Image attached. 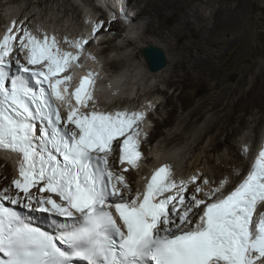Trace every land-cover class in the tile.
Wrapping results in <instances>:
<instances>
[{"label": "snow or ice", "instance_id": "snow-or-ice-1", "mask_svg": "<svg viewBox=\"0 0 264 264\" xmlns=\"http://www.w3.org/2000/svg\"><path fill=\"white\" fill-rule=\"evenodd\" d=\"M102 27L93 23L91 35ZM63 43L76 51L16 20L0 36V150L18 161V176L0 189V264H264V212L256 216L264 204V145L226 194L228 178L205 191L196 175L178 182L167 163L133 194L109 156L118 146L120 164L137 168L145 113L97 110L90 70L69 92L89 39ZM189 184L196 185L190 196ZM19 209L43 214L52 230Z\"/></svg>", "mask_w": 264, "mask_h": 264}, {"label": "bare ground", "instance_id": "bare-ground-1", "mask_svg": "<svg viewBox=\"0 0 264 264\" xmlns=\"http://www.w3.org/2000/svg\"><path fill=\"white\" fill-rule=\"evenodd\" d=\"M39 1L41 3L45 2V0ZM63 1L67 6H70L69 10L72 9L73 13L77 12L76 9L78 5L75 4L76 1ZM133 1H135L133 4L129 2L128 5L130 7L131 3L136 9V12L132 13V8H130V11L125 13L128 17V19H126L127 23H123L117 18L115 20H109L106 17L108 12H104L97 16L96 14L98 11L92 13L93 11L91 12V9H85L86 7H84V16L91 28L84 30L81 34L77 33L71 40L88 38L89 43L85 46L83 53L87 52L91 55L94 54V52L99 55L103 53L106 54L105 52L107 50L110 51L109 47L121 52L123 50L121 48L125 45V42L126 46L135 43V47L141 49L144 46H148L147 44L150 43L160 44L156 37L161 40L168 39V34L165 33L163 27L171 17H174L175 25L168 31L170 34L177 36L178 41L182 38H187L185 35V30L187 29L191 31L192 37L199 33L203 35V39L199 38L197 42L193 41V43L188 39L189 41L187 40V42H183L182 45L180 44L181 47L178 43H175V54L172 57L167 54L166 66L155 72L149 71L146 65L144 66L142 63V68L150 73L149 80L157 78V82L166 84L167 86H175L174 91L179 90L176 100H174L173 93L166 96V90L159 86H154L153 89H149L144 94L148 96V100H153L157 94L164 95V99L154 100L157 110H159L160 106L166 109V105H172L173 110L176 108L186 109L191 106L188 113L184 115L186 122L181 132L163 134V138L158 141L157 145L152 144L148 148V152H144V159L138 163L137 168H131L126 163L121 165L118 159L117 149L115 154L111 153L114 157L110 154L109 164L113 171L125 176L127 182L132 187L133 194H135L137 190L142 192L146 178L150 177L155 168L165 163L171 166L174 178L178 182L180 180H188L189 177L196 175L198 177L197 185L203 187L205 191H210L212 188L218 187L222 180L228 178L230 183L225 186L226 194L227 191L235 187L239 179H242L243 176L246 175L252 160L258 154L260 147L264 145V128L261 129L262 118L259 116V109L264 107V62L259 63L254 61L239 68L240 62H246L247 58H243L242 53L237 52L232 61V65L223 68L222 74L218 75L219 68L216 71L217 67L214 66V53L223 47L226 38L224 40L214 39L212 37L215 33L211 32L218 33L230 29L233 30L232 32L237 36H244L245 34L241 1ZM91 2L93 3V0ZM202 4L208 5L211 8V18L209 21H206V17L199 12V7ZM189 5H192L193 8ZM112 6L113 5H107V8L111 9ZM114 7L112 9H114ZM117 7L115 9H117ZM98 8L100 10V7L97 6V9ZM107 8L105 11H109ZM27 10H29L28 7L24 9L17 18L16 21L18 24L22 23L24 27H27L33 34L38 36H42L44 33L50 36L54 35L56 39L60 41V46L62 48L72 52L76 51V49L64 44L63 38L60 37L57 32L50 30V27L44 25L40 26L38 22H34L35 24L29 23V20H32L31 18H33L36 13H30L29 11L26 15ZM112 11L110 13H112ZM76 16L78 18L80 12ZM191 16L194 18L193 21L191 20ZM14 18L15 14L14 17L6 18L7 20L5 19V25H1L4 27L2 29L0 27V36L4 34L10 23L15 20ZM141 18L147 19L145 36L142 37L139 42H136L133 41V36L125 32L124 39L121 42L122 46L118 44L116 47L113 44L114 41L119 40L124 30L132 28L134 22L138 23L137 20ZM2 22H0V24H3ZM99 22H103V27L95 36H92L91 31L93 23ZM104 30H106L107 33L104 34L105 37H102ZM147 36H154L155 39ZM227 40L229 43L231 42L229 37H227ZM105 43L112 44L105 46ZM96 44L100 45L101 49H97ZM216 46H218V48ZM242 46L246 48L247 42L245 41ZM215 47L217 49H215ZM192 48H194V54L193 57H189V54L192 53L189 51H191ZM23 59L20 60L22 61ZM120 60L114 58L111 62H108V64L105 62V64L109 70L117 72V69L120 68V63L124 59ZM81 61L84 62L85 65L91 64V67H95L94 61L91 60L90 56H88V58H82ZM136 69L137 70L134 69L135 71L129 74L125 73L129 71L128 69L124 71V73L120 72L122 71L121 69L119 70V74L116 73L114 76L112 75L113 77L110 75V77L103 82L96 78L93 90L95 100L94 107L97 110L110 112H115L117 110H127L129 112L143 111L146 115V113H148L147 108L150 106L151 102L149 104L145 99L140 102L142 97L140 86L137 88V93H135L134 97L131 96L132 93L130 92L133 87H130L131 89L128 87L130 82L132 83L133 80L136 82L137 76H140L139 74L141 71H138V67ZM238 70L241 73L240 76L236 75ZM82 71V68H75V66H72L71 75L74 79H77ZM99 72L101 73V71ZM231 79L235 80V86L227 84L226 81ZM117 91L120 94H115L114 105L117 104L118 107L114 109L107 108L108 110H106V97L108 99L112 98L111 95ZM202 91L205 92V94L197 98V95ZM125 94L127 95L125 96ZM136 104L137 106H134ZM62 105L65 110L64 114H66V108L63 103ZM91 106L93 105H90V107ZM173 110L170 109L166 112L167 117L164 121L165 125L171 121ZM207 114H209V116H207ZM144 121L145 120L138 124L141 133L138 139L141 141L142 149L146 148V142L156 133L152 132L151 129L150 137H147L146 131L148 127L144 125ZM204 121L205 125H201L200 134L192 139L191 130L193 128L191 127ZM162 125L163 124L159 121H155V126L157 128ZM243 145H247V152L241 151ZM222 146L225 148V151H222ZM125 167L128 168L127 172H123V168ZM234 170H241V175L235 177L233 175ZM17 176L18 172L15 162L11 160L9 153L0 150V189L10 186L12 179ZM205 179L209 181L208 185H204L203 181ZM195 186L196 185L189 184V196L195 192ZM197 196L198 198H203V194H197ZM262 212H264V204L260 205L257 215L259 216ZM29 216L34 223L42 221L44 217L43 214L37 213H30Z\"/></svg>", "mask_w": 264, "mask_h": 264}, {"label": "rangeland", "instance_id": "rangeland-1", "mask_svg": "<svg viewBox=\"0 0 264 264\" xmlns=\"http://www.w3.org/2000/svg\"><path fill=\"white\" fill-rule=\"evenodd\" d=\"M72 1H74V2L76 1L75 4L78 5V7L76 9L77 12H75V13H73L72 9L69 10L70 6H67V4H65L63 0H49V1L45 0V2H43V3H41L39 0H0V2H1L0 3V22L3 21L2 22L3 24H0V27L2 29L4 26H1V25H5L4 21L6 22V20L8 18L14 17V14H15L14 19L17 20V18L22 13V11H24V9H26L28 7L29 10H27L26 15L28 14L29 11H30V13H36L33 16V18H31L32 20H29V23L35 24L34 22H38V24L40 26L44 25V26L50 27L51 28L50 30L57 32L59 34V36L63 38V40L65 37H67L69 40H71V38L73 36H75L77 33L81 34V32H83L84 30H86V29L88 30L89 28H91V26L89 25V22L87 21V19L84 16L85 15L84 7H86L85 9H88V8H89V10L91 9V12L93 11L92 13H96V11H98L96 14L97 16H99V14H103L107 8L106 7L104 9V7H103V9L100 8V10H99V8L97 9V6L91 2L92 0H72ZM103 1L107 2V5H113L112 8L114 6H116V4L118 6V7L116 6L117 9H115L116 7H114V9L107 8L109 10V11H106V12H108L109 20H115L117 18L120 21H122L123 23H127L126 19H124L122 16L121 9L122 8L124 9L123 15H125V13L130 11L129 10L130 8H132V13L136 12V9L132 5L135 2L133 0L132 1H130V0H128V1L127 0H116V1L115 0H103ZM212 1H220V0H212ZM240 1H241L242 17L244 20V32H245L244 36H240V35L237 36L232 32L233 30H230V29H227L226 31H221L218 33L213 32V31L211 32V33H215V34H213V37H212L214 39H220V40L223 39L224 40L226 38V42L223 44V47L221 49H219L218 51H215V53H214V55H215L214 66L217 67L216 71L219 68L218 73H217L218 75L222 74V72L224 70L223 68H227L229 65H232V61L234 60L237 52H241L243 55V58L244 57L247 58L246 62L245 61L240 62L239 68H242L246 64H248L250 62H254V61L255 62L257 61L259 63L264 62V0H240ZM129 2L132 3V4L130 3V7L128 5ZM189 6L192 7V5H189ZM199 8H200L199 12L203 16L206 17V21H209L211 18V15H210L211 14V8L205 4H202ZM110 10L111 11L113 10L112 13H110L111 12ZM79 12H80V16L77 18L76 15ZM6 15H7V17H6ZM191 20L192 21L194 20V18L192 16H191ZM137 22L138 23L134 22L132 28H128V30L125 29L119 40L114 41L113 44L116 47L118 44H121L120 46H122L121 42L124 39V35H125L124 33L125 32L129 33L131 36H133L134 37L133 41H136V42H139L141 40V38L145 36L147 19L141 18L140 20H137ZM174 25H175L174 17L169 18V21L163 27L165 33L168 34V39L167 40H161L158 37H156L159 40L160 44H154V45L161 46V48H163V50L165 51V54L166 55L169 54L170 57H172L175 54V49H174L175 43H178V45H180V44L182 45L183 42L184 43L187 42L188 39L190 41H192V43H193V41L197 42L199 38L203 39V35H200L199 33L195 34V36L192 37L191 31L187 29V30H185V35L187 36V38H182L181 40L178 41L177 36H174L173 34H170V32H169L170 29ZM104 29H105V26H104ZM131 30H134V31H131ZM105 33H107L106 30H104L102 37H105V35H104ZM235 36H237V37H235ZM147 37H151V36H147ZM227 37L230 38V40H231L230 43L228 42ZM151 38L155 39L154 36H152ZM202 39H201V41H202ZM245 41L247 42L246 48H244V46H242L243 43H245ZM108 44H112V43H108ZM108 44L105 43L104 45L107 46ZM150 44H153V43H150ZM136 45H137V43H136ZM147 45H149V44H147ZM181 45H180V47H181ZM120 46H118V47H120ZM96 47H97V49H101L100 45L96 44ZM216 47L218 48V46H216ZM216 47H215V49H217ZM109 49H110V51L107 50L105 52L106 54L103 53V54L99 55L98 53H95V52H94V54H92L93 56L95 55V57H94V58H96L95 60H97L99 62V64L94 62L95 67H93V69L96 71V73H99L97 75L98 76L100 75L99 77H100V79H102V81H105L107 78L110 77V75L114 76L116 73H118V74L120 72L124 73V71H126L127 69L129 71L125 72L126 74L127 73L129 74V73L137 70L136 69L137 67H138V71H141L139 74L140 76H137V81L135 82L133 80L134 83L130 82V84H128V87L129 88L133 87L132 89L130 88L131 89L130 92L132 93L131 96L134 97L135 93H137V88L140 86L141 87L140 93L142 95L140 102L144 101V99H145V101H148L149 104L151 102V104H150L151 108H150V106L147 108L148 113H146V115L144 116V119H143V120H145L144 125H146L148 127L147 128L148 130L146 132L149 133V137H150V130L151 129H152V132H156L152 138H149V140L146 142V148L143 149L144 152H146V151L148 152V148L152 144L157 145L158 141L163 138V134H169L172 132H181V129L183 128V126L185 125V122H186L184 115L186 113H188L191 106L187 107L186 109L176 108L173 110L172 105H166V109L165 108L163 109L162 106H160L159 110H157L156 104L154 103V100H157V99L162 100V98L164 99V95L163 94H157V96H155V98L153 97L154 98L153 100L152 99L148 100L147 99L148 96L144 95V94L149 89H153L154 86L155 87L159 86L160 88L166 90V96L173 93L174 94L173 95L174 100H176V96H177L179 90L174 91L175 86H167L166 84H162V83L157 82V78L149 80L150 73L147 70H144L142 68L143 64H144V66L146 65V68H147V62L144 58L143 53L141 52V49L135 47V43L126 46V42H125V45H123V47L121 48V49H123L121 52L118 50H114V48H112V47H109ZM193 50H194V48H192V50L189 51L190 53L192 52L191 54L187 53L190 55L189 57H193V54H194ZM114 58L117 60L124 59L120 63V68L117 69V72H113V71L109 70V68L105 64V62L108 64V62H111L112 59H114ZM124 68H125V70H124ZM121 69H122V71L119 72V70H121ZM99 71H101V73ZM236 75H238V76L241 75L239 70L237 71ZM226 82H227V84H229L231 86H235V84H236L234 79L228 80ZM204 94H205V92H203V91L200 92L197 95V98L201 97ZM126 95L127 94H125V96ZM134 106H137V104ZM254 108H256V107H254ZM170 109L173 110L172 115H171L172 118H171V121L165 125L164 121L167 117L166 112ZM259 110H260L259 116H260V118H262L261 129H263L264 128V107L260 108ZM207 116H209V114H207ZM155 121H159L163 125L157 128L155 126ZM201 125H205V121L202 123L200 122V123L193 125L191 127V128H193L191 130V135H192L191 138L192 139L196 138L200 134ZM239 132H240V130H239ZM222 151H225V148H223V146H222ZM113 154H115V152H113ZM147 154H150V153H147ZM112 156L114 157V155H112Z\"/></svg>", "mask_w": 264, "mask_h": 264}, {"label": "water", "instance_id": "water-1", "mask_svg": "<svg viewBox=\"0 0 264 264\" xmlns=\"http://www.w3.org/2000/svg\"><path fill=\"white\" fill-rule=\"evenodd\" d=\"M149 71L155 72L166 66V54L160 46L149 44L141 48Z\"/></svg>", "mask_w": 264, "mask_h": 264}]
</instances>
